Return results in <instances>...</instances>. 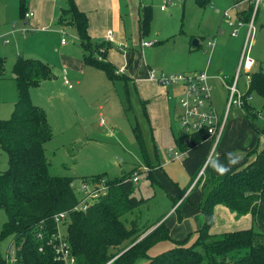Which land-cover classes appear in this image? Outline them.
I'll return each instance as SVG.
<instances>
[{"label":"rangeland","instance_id":"374dc122","mask_svg":"<svg viewBox=\"0 0 264 264\" xmlns=\"http://www.w3.org/2000/svg\"><path fill=\"white\" fill-rule=\"evenodd\" d=\"M122 3L127 46H121L120 52L116 46L113 47L117 58H120L124 51L132 53L133 67L140 70L148 66L158 75L204 69H207L209 74L222 73L231 76L234 74L242 56L246 27L242 28L236 37L228 34L227 20L222 18L221 13L232 7V0H212V9L210 4L205 8L197 7L194 0H122ZM144 6L149 7L151 15L145 34L138 30V23L141 24L140 9ZM161 7L164 9L161 10ZM241 7L247 9L246 4ZM235 12L234 9L230 12L232 21L236 20ZM11 15L9 18H13L14 22L21 21L17 6L11 9ZM253 25L255 31L248 53L255 61L253 70L264 73L262 6L254 18ZM23 27L29 28L17 23L14 25L15 31L5 38L0 36V120L9 119L17 100L16 82L12 74L17 57L46 63L56 78L31 89L30 99L34 105L44 110L51 130L52 138L44 144V151L50 163V173L75 178L73 184L77 189L79 188L77 185L82 182H95L93 179L95 175L104 174L110 180H119L125 174L131 176L134 173L138 174L135 196L143 199V202L120 220L127 228H130L131 222H136V234H139L135 242L137 243L154 229L160 218H164L162 221L168 230L169 238L150 245L147 257L138 258L133 264H146L149 258L169 251L177 242H181L186 248H198L197 232L204 225V217L200 211L192 209L194 204L191 205V201L198 196L200 189L197 188L193 192L191 201L188 199L182 206L177 208V205L176 209L171 211L177 201L170 195L174 196L177 191L185 190L187 176L185 171L182 172L180 169V160H174L166 155L164 157V154L163 158H160L157 152L153 151L149 128L142 114L143 106L138 100L134 85L127 82L129 95L127 107L121 83L109 81L102 71L91 67H86L85 75L74 74L71 71L73 69L69 66L73 65L74 56L68 58L71 60L63 59L61 41L65 42L66 49L72 50L75 57H81L83 51L73 28L65 27L59 34L50 33L58 29L56 25L50 26V31L38 29L23 33L17 31ZM221 29L223 33L218 34ZM216 34H218L216 44L213 49H209L206 45ZM4 41L8 43L4 44ZM144 41L155 44L149 48H141L140 45ZM195 41L199 47L194 48ZM63 70L66 71L65 78L71 89L64 85L59 76H62ZM242 73L239 86L246 92L248 85L244 72ZM168 88L171 90L173 87ZM212 94L216 109H221L223 88H214ZM248 103L255 114V117L251 118L252 124L244 118L243 112L231 109L222 139L223 143L224 140H228L226 149H231V152L241 159H244L249 147L254 149L255 153L260 155L258 165L264 168V98L251 93ZM224 106L225 103L221 112ZM177 112L172 115L171 129L163 132L161 152L170 148L178 152L176 138L181 129ZM240 117H243L244 122L234 123V127L232 119L238 120ZM136 125L147 146V161L142 159L135 141ZM221 148L219 147L217 151L218 155ZM216 160L221 162L220 158ZM7 168V155L0 150V173ZM213 171L217 173L214 169ZM152 176L161 185L154 181ZM74 191L76 192L75 188ZM76 194L79 198L80 194L78 192ZM6 221L5 211L0 208V233ZM68 223V220H65L58 224V232L61 235H65ZM11 242V236L0 239V257L6 258L7 255L11 256L14 253V247L10 246ZM8 264H13L12 260L11 262L9 260Z\"/></svg>","mask_w":264,"mask_h":264},{"label":"trees","instance_id":"16d2710c","mask_svg":"<svg viewBox=\"0 0 264 264\" xmlns=\"http://www.w3.org/2000/svg\"><path fill=\"white\" fill-rule=\"evenodd\" d=\"M194 2L197 7L205 8L212 0ZM140 10L138 30L145 34L150 10L147 6ZM251 11L252 8L248 7L240 18L248 22ZM26 12V0H18L19 17L23 19ZM55 25L75 30L85 66L102 71L111 82L123 83L128 107V77L124 73L118 74V69L106 59V52L111 48L109 44L92 43L87 34V17L78 10L73 0H67L66 7L59 10ZM253 68L249 74L247 95L256 93L264 98V73ZM12 74L17 100L9 119L0 120V150L8 158L7 170L0 173V208L7 217L0 239L12 237L13 264H63L56 259L53 248L47 245L48 239L57 230L53 218L61 212H69L65 239L75 264H133L136 259L147 257L149 246L168 239L169 234L162 222L135 243L139 235L136 234V222H131L130 228H127L120 220L143 202L135 196L137 187L131 182V175L125 174L119 180H110L104 174L93 176L96 182L105 178L107 194L86 212L73 211L78 203L71 186L74 178L50 173L44 144L51 140V130L44 110L30 99V90L42 81L51 80L53 72L42 61L17 57ZM242 112L251 123L255 114L247 101ZM134 136L142 159L147 161L146 146L137 125ZM186 136L181 132L176 139L182 153L199 144L204 137L202 134L190 135L185 143L183 139ZM229 154L236 159L233 153L226 152L220 155L222 163H229ZM253 155H257L254 149L245 156L249 159ZM255 164L254 160L246 166L230 167L225 175L218 177L207 166L203 184L205 190L197 205L204 217V225L197 232L198 248H186L177 242L174 248L149 258L146 264H264V168L255 167ZM199 184L200 181L195 187ZM184 192H178L175 201ZM216 205L226 207L237 218L250 215L252 227L210 234ZM40 248L42 251H39ZM0 264H8V261L0 257Z\"/></svg>","mask_w":264,"mask_h":264},{"label":"crops","instance_id":"0c3cea01","mask_svg":"<svg viewBox=\"0 0 264 264\" xmlns=\"http://www.w3.org/2000/svg\"><path fill=\"white\" fill-rule=\"evenodd\" d=\"M73 1L76 4L78 10L87 17V34H88L89 38L91 39L92 43H94V44L104 43L105 33L107 31H110L113 33V42L109 44L111 46V48L109 50H107V52H106V59L110 63H112L116 69L122 70V72L124 74H126V76L128 77V79H129L128 82H130V84L134 85V90L137 94L138 100L141 103V105L143 106L142 107V110H143L142 114H143V116L146 120V124L149 128V139H151V141L153 143V145H152L153 151L157 152L158 157L163 158V154L165 157L166 152L168 150H171V153H170L171 156L169 158H172L174 160H180V169L182 172H183V170L185 171V175L187 176L186 180H188V182L186 183L187 187L185 188L184 194L174 204V206L171 208V211H173V209H175V207L177 205H179V207L182 206L183 202H185L186 200L190 199V201H191L193 192L197 188L200 189V193L198 194V196L196 198L193 199L194 200L193 202L191 201V205L194 204V206L192 205V209H194L195 211H197V210L200 211L197 205L200 203L202 193L205 190V187L203 185L205 176H204L203 180H200L199 186H197V187L193 186V188H191V189H190V187L192 186V183L196 179L197 174H198L201 166L203 165L204 161L208 158V156L211 153V150L213 148L212 140L207 139L204 136L203 140L199 144L191 147L190 149H188L184 153H181L179 151V149H178V152H175L176 150L173 151L172 148L161 152V146L163 144V141H162L163 132L171 129L172 115L176 111L179 112V108L177 105L178 104L179 90L176 88H172V87H170V88H172L170 90L168 88V86H166V87L161 86V85H158L154 82L149 81L148 75L151 71H154V70L150 69L148 66H144L140 70L137 67L136 68L133 67L132 61H133L134 55H131L132 53H128V52L124 51L123 55L120 58H117V54L114 52L113 47L116 46L117 51L120 52L122 47L127 46L126 45L127 44L126 29H125V23L123 20V16H122V7H124L122 0H73ZM232 1H233V4L236 2L234 0H232ZM66 4H67V0H26L27 11H30L33 13V17L29 21H27V23H26L23 19H21V21L19 20L17 22H14L13 18H9V16H12L11 15V9H13V8H15V6H17V10H18V0H0V26H1V29H0L1 35L0 36L5 38L10 33L15 31L14 25L17 23H20L22 25L24 24V25L29 26V27H34V28H36V30L38 29L41 31H43V30L50 31L51 29H49V27L56 24V20H57L59 10L61 8H65ZM243 4H246L247 8L249 7V5L247 3H243ZM210 8L211 9L213 8L212 3H210ZM215 10L218 13H220V11L218 9H215ZM245 10L246 9L242 8V12L241 13H235V15L240 17V15H242V13ZM11 20H12V22H11ZM58 29H55V31H51L50 33H52V34L62 33L64 28L58 27ZM17 31H20V30H17ZM222 33H223V30L221 29L218 34H222ZM218 34H216V36H214V38H212V39H214L215 44H216V37ZM228 34H229V30H228ZM197 44H198V42H197ZM62 45H63V48H62L61 52H62L63 59H68L69 57H71V55L74 56V58H73L74 63H73V65L69 66L71 69H73L71 71L74 74L75 73H82L83 75H85V71H86L85 69L88 66H85L83 64L82 54H81V57L77 58V57H75V55H73L72 50L66 49L65 43ZM214 46L212 48L208 47V46L207 47L209 49H213ZM74 52L77 53L75 50H74ZM130 59H131V61H130ZM68 60H71V59H68ZM200 71H206V73L208 74V76L210 78L209 80H210V84L212 87V91L214 90V88H219V89L223 88V85H222L221 81L219 80V76L225 75V76L231 77V75L222 74V73L209 74V72H207V69L194 70V71H188V72H182V73H194V72H200ZM154 72L157 73L156 71H154ZM53 75H54V77L51 80L56 78L55 73H53ZM59 76H60L61 80H63V83H64V78L66 77V71L63 70L62 76L61 75H59ZM48 81H50V80L42 81L40 83V85L42 83H47ZM239 82H240V80H239ZM119 83H121V82H119ZM121 84L123 86V83H121ZM126 86L128 87V83ZM239 88H240V86H239ZM32 89H34V88H32ZM69 89H71V88H69ZM223 92H224V94L222 97V105L220 107L221 109L217 110L219 113H222L221 110L223 107V103H225V99H226V91L224 88H223ZM212 98H213V94H212ZM213 102H214V99H213ZM234 110L242 113L241 110H238V109H234ZM178 112H177V114H178ZM145 114L147 117L145 116ZM242 115H243V113H242ZM227 121H228V119H227ZM232 121H233V123H232L233 126H234V123H243L244 122L243 117L238 118V120L233 118ZM180 135H181V133H179L178 137ZM188 140H189V138L186 136L183 139V142L186 143V142H188ZM221 143H223L222 137L219 140L216 147L214 148L215 154H216V157H215L216 159L220 158V155H222L226 152H231V149H226V147H225V146H227L228 140H226V141L224 140L222 148H221ZM248 146H249V144H247V147ZM219 147L221 148V151L218 155L217 151L219 150ZM250 150H252L251 147H249V149H248V151H246V153L249 152ZM174 153H176L177 155L175 156ZM259 156H260L259 154L253 155L249 159H247L246 156L244 157V159H241L239 156H236L235 162L233 164H231L230 167H236V166H242V165L246 166L248 163H250L254 160L256 163L255 167H262V166L258 165V163H257ZM215 158L213 156V158L210 159L209 164H208V168L211 170V172L213 173V175L215 177H218L220 175L218 173H215L211 167V162ZM228 164H225V165L227 166ZM205 172H206V170H205ZM105 177L107 178V176H105ZM152 177H154V176H152ZM153 179H154V181L156 180L161 185V183L155 177ZM77 192L78 191L76 190L75 193H77ZM178 192L179 191H177L174 194V196L170 195L173 200H175L176 196L178 195ZM185 197H187L186 200H183ZM191 212H192V210H190V213ZM163 219L164 218H160L158 220L159 222L158 221L156 223L154 222L155 227L157 225H159L161 222H163L162 221ZM251 227H252V219H251L250 215H245V216L237 218V217H235V214L231 213L226 207H223L221 205H216L214 207V210H213V223H212V226L210 227L209 232H210V234H218L221 232H229V231L240 230V229H248Z\"/></svg>","mask_w":264,"mask_h":264},{"label":"built area","instance_id":"2783aa9c","mask_svg":"<svg viewBox=\"0 0 264 264\" xmlns=\"http://www.w3.org/2000/svg\"><path fill=\"white\" fill-rule=\"evenodd\" d=\"M247 3L249 7L252 8L250 18L248 22H244L240 17L235 15V19L232 21L230 12L234 9L235 13H241V5ZM264 9V0H238L236 1L230 9L223 11L222 18L227 20V28L229 29V35L231 37H236L239 31L246 27L244 39H243V48L242 56L238 64L237 69L234 74L230 76H219L223 88L226 91L225 106L222 113H219L214 105L212 98V87L210 84V78L206 71L194 72V73H179V74H156L154 71H151L148 75V79L151 82H154L161 86L173 87L179 90L178 95V108L179 112L177 114L178 123L181 129V132L187 136L190 135H204L207 139H211L213 142V148L210 155L204 161L201 166L196 179L192 183L193 188L195 184L204 179L205 170L209 164V161L213 156H216L214 148L218 144L219 140L222 137L224 129L226 127L228 115L231 109H238L243 111L244 102H249L250 95H247V91L243 92L239 88V80L243 75H245V82L249 85L250 82V72L255 65L254 60L249 56V47L252 43V37L255 31L253 21L260 8ZM164 8L161 7V10ZM33 17V13L27 11L24 14L23 20L27 23ZM34 27H23L20 29L21 33L26 31H35ZM62 44L65 43L63 40ZM113 42V33L107 31L104 37V43L110 44ZM8 43L4 41V44ZM155 42H142L141 48L152 47ZM215 45L214 39H211L208 43V47H213ZM118 72L123 73L122 70ZM117 72V73H118ZM64 84L71 88V85L64 78ZM248 88V86H247ZM171 150L166 152V155L170 157ZM182 153V152H181ZM176 156L177 154L174 153ZM181 155V154H180ZM177 158V157H176ZM131 182L133 184L138 183L139 178L138 174H133L131 176ZM90 183V182H89ZM79 184L77 189L72 183V188L78 190L80 197L78 198V203L74 207L73 211L86 212L91 206L97 202L101 197L105 196L108 192V187L105 185V179L98 182H91ZM182 201V200H181ZM69 212H61L54 216L53 220L55 222L56 228L60 222L68 220ZM39 238H42L41 235H38ZM47 245L51 246L54 250V254L57 260L63 262V264H75V258L71 254L69 245L65 239V235H61L58 232V228L55 234H52L47 241ZM42 251V248L39 249ZM9 255L6 256V258ZM5 258V259H6ZM13 262L11 256L8 257L9 261ZM109 264V263H108Z\"/></svg>","mask_w":264,"mask_h":264},{"label":"clouds","instance_id":"9594fccd","mask_svg":"<svg viewBox=\"0 0 264 264\" xmlns=\"http://www.w3.org/2000/svg\"><path fill=\"white\" fill-rule=\"evenodd\" d=\"M229 164L226 166L225 164L219 162L218 160L214 159L211 163V167L219 174L225 175L230 170V165L235 162L232 154L228 155Z\"/></svg>","mask_w":264,"mask_h":264},{"label":"water","instance_id":"95a60500","mask_svg":"<svg viewBox=\"0 0 264 264\" xmlns=\"http://www.w3.org/2000/svg\"><path fill=\"white\" fill-rule=\"evenodd\" d=\"M193 46H194V47H197V42H196V41L193 42Z\"/></svg>","mask_w":264,"mask_h":264}]
</instances>
